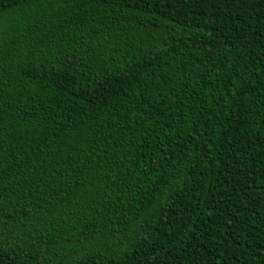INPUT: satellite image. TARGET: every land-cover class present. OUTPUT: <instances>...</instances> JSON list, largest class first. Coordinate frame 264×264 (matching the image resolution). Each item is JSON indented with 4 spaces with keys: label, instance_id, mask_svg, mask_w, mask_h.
I'll return each mask as SVG.
<instances>
[{
    "label": "trees",
    "instance_id": "1",
    "mask_svg": "<svg viewBox=\"0 0 264 264\" xmlns=\"http://www.w3.org/2000/svg\"><path fill=\"white\" fill-rule=\"evenodd\" d=\"M0 264H264V0H0Z\"/></svg>",
    "mask_w": 264,
    "mask_h": 264
}]
</instances>
